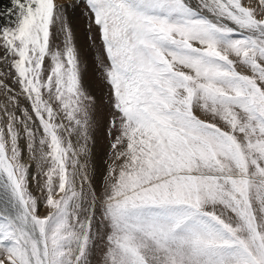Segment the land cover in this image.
<instances>
[{
	"label": "snow or ice",
	"instance_id": "1",
	"mask_svg": "<svg viewBox=\"0 0 264 264\" xmlns=\"http://www.w3.org/2000/svg\"><path fill=\"white\" fill-rule=\"evenodd\" d=\"M81 3L99 189L79 5H0V264H264V0Z\"/></svg>",
	"mask_w": 264,
	"mask_h": 264
},
{
	"label": "rangeland",
	"instance_id": "2",
	"mask_svg": "<svg viewBox=\"0 0 264 264\" xmlns=\"http://www.w3.org/2000/svg\"><path fill=\"white\" fill-rule=\"evenodd\" d=\"M64 3V2H63ZM68 5H79L76 8H70L68 15L70 22L72 23L75 31L76 43L81 51V62L83 67V82L85 87L90 93L96 96L98 102V108L96 113V119L98 121V127L94 130V143L92 147L91 162L95 169L94 183L99 189L102 177L105 171V161L108 154V136H107V86L103 83L99 69L97 67L96 57L98 55L97 49L92 46L88 39L87 20L84 16V7L81 0H70L65 2ZM36 173V169L33 167L32 174ZM33 188L35 184L33 183ZM42 214L44 209L41 210ZM99 256V252L93 253L91 260L92 264H96V259Z\"/></svg>",
	"mask_w": 264,
	"mask_h": 264
},
{
	"label": "bare ground",
	"instance_id": "3",
	"mask_svg": "<svg viewBox=\"0 0 264 264\" xmlns=\"http://www.w3.org/2000/svg\"><path fill=\"white\" fill-rule=\"evenodd\" d=\"M70 0H61V2H69ZM7 2V0H0V5H2V4H4V3H6Z\"/></svg>",
	"mask_w": 264,
	"mask_h": 264
}]
</instances>
